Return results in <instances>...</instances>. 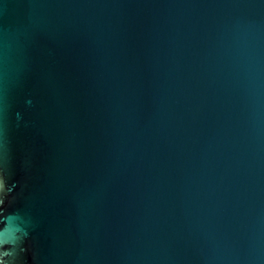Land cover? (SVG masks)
Instances as JSON below:
<instances>
[{
  "label": "water",
  "instance_id": "water-1",
  "mask_svg": "<svg viewBox=\"0 0 264 264\" xmlns=\"http://www.w3.org/2000/svg\"><path fill=\"white\" fill-rule=\"evenodd\" d=\"M0 264H264V0H0Z\"/></svg>",
  "mask_w": 264,
  "mask_h": 264
}]
</instances>
